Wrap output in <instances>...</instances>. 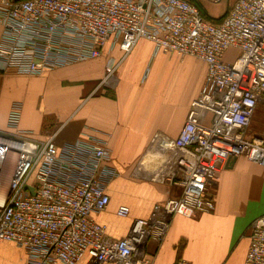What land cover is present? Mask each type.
<instances>
[{"label": "built area", "instance_id": "2783aa9c", "mask_svg": "<svg viewBox=\"0 0 264 264\" xmlns=\"http://www.w3.org/2000/svg\"><path fill=\"white\" fill-rule=\"evenodd\" d=\"M139 40L205 66L177 137L156 134L151 143L166 152L163 176L153 180L179 194L135 219L125 237L108 238L92 217L106 209L117 176L107 143L36 141L18 129L22 104L13 102L0 130V242L21 248L25 264H154L146 245H160L175 216L214 211L212 186L225 162L244 157L264 167V135L249 131L264 106V0H233L219 17L194 0H0V67L19 75L39 77L117 47L122 55L108 60L100 86L110 84ZM229 50L236 53L226 62ZM248 240L244 264H264V214Z\"/></svg>", "mask_w": 264, "mask_h": 264}, {"label": "crops", "instance_id": "0c3cea01", "mask_svg": "<svg viewBox=\"0 0 264 264\" xmlns=\"http://www.w3.org/2000/svg\"><path fill=\"white\" fill-rule=\"evenodd\" d=\"M148 42L139 40L124 58L115 72L113 87V82L100 84L108 60L122 55L117 47L111 51L107 47L98 59L58 68L39 77L19 75L0 67V130L8 129L11 104L21 102L18 129L36 141L54 136L57 146L77 140L107 143L109 164L118 175L106 187V209L92 217L105 227L110 239L125 237L135 219L148 218L155 205L179 194L174 183L153 180L163 176L166 152L160 148L164 144L158 148L151 143L156 134L177 137L189 105L184 97L174 95L170 82L151 76L153 61L161 52H155L154 45ZM201 76L192 99L202 85L205 66ZM26 81L47 86L46 102H27L25 95L8 96L9 90L15 89L14 84ZM158 160L162 166L155 164ZM212 187L213 212L190 218L175 216L160 245L147 243L145 254L154 264H174L179 259L190 264H244L249 227L264 214V167L244 157L233 159L228 165L225 162ZM122 206L129 209L126 218L116 214ZM1 244L16 246L0 242V264H24L21 248L16 246L19 249L15 250ZM77 264L92 263L84 257Z\"/></svg>", "mask_w": 264, "mask_h": 264}, {"label": "rangeland", "instance_id": "374dc122", "mask_svg": "<svg viewBox=\"0 0 264 264\" xmlns=\"http://www.w3.org/2000/svg\"><path fill=\"white\" fill-rule=\"evenodd\" d=\"M233 0L225 1L223 0L218 4H203V9L207 14L212 16L219 17L223 14L228 4H231ZM149 43V42H148ZM153 44V43H152ZM161 52V51H160ZM159 52V53H160ZM235 51L229 50L224 59L226 62H231L235 57ZM151 76L162 77V81L167 80L170 82L171 91L177 98H183L189 105V101L195 96L197 90L199 89L201 83V70L204 69V66L191 57H181L176 54L164 53L161 52L159 56L153 61ZM150 76V78H151ZM161 81V82H162ZM115 80L110 85L113 87ZM14 90H9L10 97H16L18 95H25L29 100H38L43 99L42 101L46 102L49 90L47 86L42 82H28L25 83H16L14 84ZM159 93H162L159 91ZM250 134L264 135V106L258 105L255 109L254 116L251 121ZM117 171V170H116ZM118 175V171H117ZM3 246H8L11 249H19L13 245L1 244ZM5 247H1V251L6 252ZM10 250V249H8ZM23 252L24 264L26 262V255L22 249H19Z\"/></svg>", "mask_w": 264, "mask_h": 264}, {"label": "bare ground", "instance_id": "6f19581e", "mask_svg": "<svg viewBox=\"0 0 264 264\" xmlns=\"http://www.w3.org/2000/svg\"><path fill=\"white\" fill-rule=\"evenodd\" d=\"M157 166H162V162H159V160L155 163ZM156 165H154V166H156ZM159 168V167H158ZM154 174V173H153ZM152 174V175H153ZM152 178V177H151ZM0 204H1V201H0Z\"/></svg>", "mask_w": 264, "mask_h": 264}, {"label": "trees", "instance_id": "16d2710c", "mask_svg": "<svg viewBox=\"0 0 264 264\" xmlns=\"http://www.w3.org/2000/svg\"><path fill=\"white\" fill-rule=\"evenodd\" d=\"M190 1H193V0H190ZM194 2H196V3H197L198 7H200L201 9H203V8H202V5H201L200 3H198V2H197V1H195V0H194Z\"/></svg>", "mask_w": 264, "mask_h": 264}, {"label": "water", "instance_id": "95a60500", "mask_svg": "<svg viewBox=\"0 0 264 264\" xmlns=\"http://www.w3.org/2000/svg\"><path fill=\"white\" fill-rule=\"evenodd\" d=\"M229 162V161H228ZM228 162H227V165H228ZM232 163H233V161H232Z\"/></svg>", "mask_w": 264, "mask_h": 264}]
</instances>
